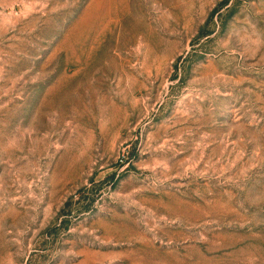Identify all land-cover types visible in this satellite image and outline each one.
Here are the masks:
<instances>
[{
    "label": "rangeland",
    "instance_id": "rangeland-1",
    "mask_svg": "<svg viewBox=\"0 0 264 264\" xmlns=\"http://www.w3.org/2000/svg\"><path fill=\"white\" fill-rule=\"evenodd\" d=\"M0 264H264V0H0Z\"/></svg>",
    "mask_w": 264,
    "mask_h": 264
}]
</instances>
